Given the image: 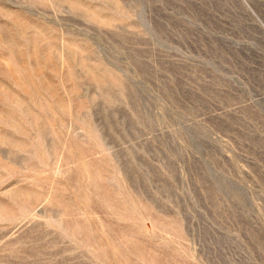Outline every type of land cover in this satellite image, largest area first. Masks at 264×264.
I'll return each instance as SVG.
<instances>
[{
  "label": "rangeland",
  "instance_id": "1",
  "mask_svg": "<svg viewBox=\"0 0 264 264\" xmlns=\"http://www.w3.org/2000/svg\"><path fill=\"white\" fill-rule=\"evenodd\" d=\"M0 264H264V0H0Z\"/></svg>",
  "mask_w": 264,
  "mask_h": 264
}]
</instances>
